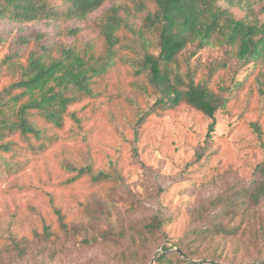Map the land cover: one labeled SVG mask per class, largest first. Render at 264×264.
Here are the masks:
<instances>
[{
    "label": "trees",
    "instance_id": "trees-1",
    "mask_svg": "<svg viewBox=\"0 0 264 264\" xmlns=\"http://www.w3.org/2000/svg\"><path fill=\"white\" fill-rule=\"evenodd\" d=\"M131 1L143 13L142 29L131 24L122 0H61L60 10L51 0H0V20L18 22L60 16L84 19L111 2L89 23L96 33L87 40H80L78 29L71 28L73 39L68 44H41L24 62L17 53L2 58L0 78L10 76L11 70L18 74L0 82V157L15 160L44 154L59 142L66 118L87 142L84 122L90 116L83 109L90 106L92 110L100 98H106V119L116 129L120 125L131 130L128 142L132 144L150 117L162 116L181 104L210 119L206 142L211 140L215 113L232 114L240 96V113L264 110V20L237 16L232 8L241 0ZM260 11L264 13V0ZM205 48L219 49L222 55L208 66H191L190 57ZM245 67L249 69L239 78ZM81 102L80 108H72ZM250 126L260 139L263 129L258 120ZM119 133L128 139L123 130ZM84 142L81 149L62 147L58 154L65 176L59 187L81 184L89 188L85 201L78 204L79 214L67 216L49 192L51 219L40 216L41 231L31 234L28 241H16L17 247L30 239L49 243L81 229L85 243L99 238L113 248L110 257L114 260L108 264H149L155 254L152 264H221L224 259L234 264L223 247L210 250L202 243L210 244L213 237L224 243V237L241 234L243 222L251 221V236L264 248V218L257 216V208L264 203V151L248 184L207 198L192 213L202 226L167 246L162 237L169 218L161 212L133 221L118 218L98 230L99 237L87 236L104 216L111 193L122 184L123 164L119 158H108L105 166L95 164ZM0 245L9 244L0 240ZM158 246L161 252L153 253ZM24 248L17 251L23 253Z\"/></svg>",
    "mask_w": 264,
    "mask_h": 264
},
{
    "label": "rangeland",
    "instance_id": "rangeland-1",
    "mask_svg": "<svg viewBox=\"0 0 264 264\" xmlns=\"http://www.w3.org/2000/svg\"><path fill=\"white\" fill-rule=\"evenodd\" d=\"M122 2L126 4L131 24L142 29L143 13L131 0ZM262 2L241 0L232 10L237 16L263 21L264 13L260 11ZM50 3L55 9L63 8L61 0H51ZM110 5L111 2L105 3L84 19L60 16L26 22L0 20V63L5 55L13 53L19 54V61L24 62L29 52L36 51L41 44H68L73 39L68 32L71 28L78 29L80 40H87L96 33L89 23ZM147 6L149 10L154 8L150 3ZM191 49L189 47L184 56ZM221 55L219 49L205 48L198 50L189 62L193 67L197 64L208 66ZM248 69L242 68L238 77L241 78ZM17 74L16 70H11L10 76L0 78V82L15 78ZM237 102L239 107L242 106V96ZM82 104L72 108H80ZM239 107L232 114L220 110L215 113V126L209 142L205 141V135L210 119L181 104L162 116L150 117L142 127L138 141L132 144L128 142L131 130L120 125L116 129L106 119V98H100L95 101L92 110L90 106L83 109L90 116L84 122L87 142L66 118L59 142L44 154L15 160L1 156L0 240L9 245H0V264H108L114 260L110 257L113 248H107L99 238L96 242L85 243V233L81 229L49 243L36 239H30L28 244H20L19 247L15 243L23 238L28 241L31 234L41 231L44 221L40 216L47 221L51 219L49 192L53 194L54 203L61 205L67 216L85 201L89 193L87 186L59 187L65 176L58 163L62 147L81 149L83 142L88 143L95 164L105 166L108 158H119V163L123 164V182L111 193L104 216L89 228L87 236L96 234L99 237L98 230L118 218L133 221L161 212L169 218L163 227L162 243L172 246L174 241L187 236L189 230L202 226L201 221L192 218L193 211L207 198L231 186L248 184L254 167L263 157L264 110L240 113ZM254 108L258 109V106ZM256 119L263 129L260 139L250 126V122ZM121 130L128 139H123L119 133ZM76 212L78 215L79 211ZM257 216L264 218V203L257 208ZM253 224L244 221L241 234L224 237V243L213 237L210 244L208 241L202 244L210 250L213 246L223 247L230 257L228 259L236 262L234 264H260L264 261V248L260 249L261 244L251 236ZM23 246V253H19L18 248ZM160 250L158 246L153 253ZM157 256L153 255L151 261ZM226 262L224 259L221 264H228Z\"/></svg>",
    "mask_w": 264,
    "mask_h": 264
},
{
    "label": "water",
    "instance_id": "water-1",
    "mask_svg": "<svg viewBox=\"0 0 264 264\" xmlns=\"http://www.w3.org/2000/svg\"><path fill=\"white\" fill-rule=\"evenodd\" d=\"M153 260L150 262V264H152Z\"/></svg>",
    "mask_w": 264,
    "mask_h": 264
}]
</instances>
